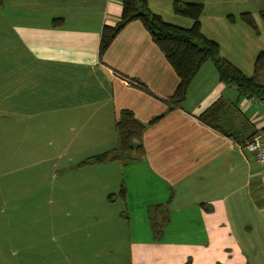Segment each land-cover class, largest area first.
Returning a JSON list of instances; mask_svg holds the SVG:
<instances>
[{
    "label": "crops",
    "instance_id": "crops-1",
    "mask_svg": "<svg viewBox=\"0 0 264 264\" xmlns=\"http://www.w3.org/2000/svg\"><path fill=\"white\" fill-rule=\"evenodd\" d=\"M121 1L0 0V131L41 133L38 140L32 135L15 141V152L0 144V164L18 158L44 164L43 172L34 167L28 179L32 191L45 193L48 150L35 157L36 146H63L64 167H83L77 177H66V183L77 179L74 188L51 186L78 210L66 241L75 251L61 246L50 254L35 246L40 240L19 237L10 229L18 220L4 204L0 264H264V161L198 117L221 95L239 110H225L233 130L240 115L256 128L264 123V101L237 97L208 59L182 105L168 109L179 77L140 20L128 21L99 54L102 26L119 19ZM172 5L173 0H148L164 20L190 26L192 18ZM242 10L248 11L226 14L209 27L202 10L200 30L217 42L221 56L250 74L255 54L264 49V23L250 13L254 30L241 20ZM122 108L146 124L143 155L79 164L102 150L95 148L116 144ZM21 121L22 128L14 124ZM0 175L3 204L5 189H11L3 187L8 174ZM122 185L124 195L118 193ZM110 192L116 195L106 197ZM112 203L114 213L108 210ZM154 222L162 224L158 233Z\"/></svg>",
    "mask_w": 264,
    "mask_h": 264
},
{
    "label": "trees",
    "instance_id": "trees-1",
    "mask_svg": "<svg viewBox=\"0 0 264 264\" xmlns=\"http://www.w3.org/2000/svg\"><path fill=\"white\" fill-rule=\"evenodd\" d=\"M172 6L174 12L192 18L190 26L184 27L164 20L159 13L149 8L148 0H122L119 19L113 24L105 23L102 26L99 54L102 55L116 33L128 21L138 19L179 77L176 88L167 98L168 109L182 105L191 81L200 66L208 59L217 72L218 80L224 84L233 85L237 97H253L264 101V49L255 54L252 72L245 74L219 54L215 40L202 34L200 15L203 4L201 2L173 0ZM260 14L264 23V10H260ZM240 18L255 30L250 12H240ZM225 110L232 113L238 109L236 103H231L219 95L198 114V117L210 127L232 137L240 145H243L254 134H261L264 138V127L260 125L255 128L243 115H238L241 124L239 128L233 130L232 124L226 121L229 116L230 119L233 118L232 114L226 115ZM145 125L134 116L132 110L122 108L115 121L117 137L115 147L92 154L84 158L81 163L103 162L110 159L130 161L142 156L144 152L142 133ZM124 192L125 187L122 185L118 193L124 195ZM152 227L156 233L162 230V224L157 225L154 222Z\"/></svg>",
    "mask_w": 264,
    "mask_h": 264
},
{
    "label": "rangeland",
    "instance_id": "rangeland-1",
    "mask_svg": "<svg viewBox=\"0 0 264 264\" xmlns=\"http://www.w3.org/2000/svg\"><path fill=\"white\" fill-rule=\"evenodd\" d=\"M193 1H199L203 3L204 8L202 14L203 18L207 20L208 27L217 18L238 11L239 9H247L250 13L253 14V17H255V21L257 23H260L259 19L262 23L260 10H264V0ZM22 123L23 122L21 121L20 123L14 124H17L22 128ZM53 132L60 131L54 130L51 133ZM103 133L104 132H102V134ZM32 135L36 140L41 138V133L31 131L26 135L20 128L6 129L5 131L2 130L0 131V144L6 145L4 146V150L6 148V150L15 152L16 150L18 151L20 149L15 141H18L20 139L26 140L29 138V136ZM47 145L48 147L44 149L38 148L36 146V151L33 152L36 155L35 157H37L41 155V151L48 150L46 152L48 156V162L46 163L48 168V179L46 181V183H48L47 193H45V188H40L36 192H34V190L32 191L30 186L31 181L28 179V177H30L32 173H35L37 171L34 167H37V169L39 168L40 171L42 170L43 172L44 164H34L31 166V164H29L25 160H23V162H19V158L14 162L7 161L4 164H0V174H8L3 179V187L8 186V188H10L11 190L5 187L6 195L2 196L4 198L3 204L0 196V209L2 205H7L5 206L7 209L6 213L9 214L10 212L12 216L10 218H12L13 220H18L19 224H17V226L11 227L10 229L17 233L19 237H34L37 240H40L38 241L39 243L35 246L43 251L45 250V248L48 249V253L50 254L61 252V246L65 248V252L70 253L74 252L75 249H73L71 244L66 241L70 240L69 238H72V235L70 234H72L73 232L70 230L69 225L73 220L71 219V217H76L75 213L78 210L76 208H71L70 205L64 203V200L62 198L69 197L67 194H59L55 190L52 191L51 186H54L56 189L74 188L78 184L76 183L77 179L73 180L72 183H66V177L72 173H74V176L77 177L78 172L83 170V167H76L72 169L70 167H64V164L68 162L63 153L64 147L62 146L57 148V146H52L53 144ZM115 145L113 147H115ZM72 149L73 148H67V150L70 152H72ZM95 149H102L101 151H103L104 148L102 146L101 148L99 147ZM58 151L60 153H58ZM25 154L30 156L28 152ZM81 161L79 162V164H83L81 163ZM58 174L59 176L55 177V175ZM62 176H64V178H62ZM42 181H45L44 178L42 179ZM61 185L62 188H60ZM62 195L64 197H62ZM111 195H116V193L110 192L108 196L106 195V197H111ZM94 202L97 204L99 203L97 200H95ZM116 206V203H112L111 205H109V212H116ZM81 212L82 211H79L78 214H80ZM6 213L4 214L7 215ZM6 232L7 228H5V233ZM64 237H66V239L62 240ZM79 263L80 259L78 260V264Z\"/></svg>",
    "mask_w": 264,
    "mask_h": 264
},
{
    "label": "built area",
    "instance_id": "built-area-1",
    "mask_svg": "<svg viewBox=\"0 0 264 264\" xmlns=\"http://www.w3.org/2000/svg\"><path fill=\"white\" fill-rule=\"evenodd\" d=\"M249 99L255 98L249 97ZM264 127V123L261 124ZM248 150H251L255 156V158L262 162L264 161V138L261 134H254L251 138L245 141L243 144Z\"/></svg>",
    "mask_w": 264,
    "mask_h": 264
}]
</instances>
